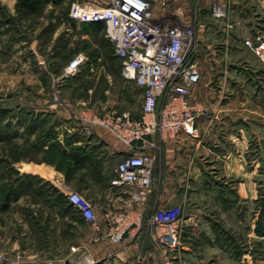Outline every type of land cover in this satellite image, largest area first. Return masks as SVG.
Here are the masks:
<instances>
[{
	"label": "rangeland",
	"instance_id": "rangeland-1",
	"mask_svg": "<svg viewBox=\"0 0 264 264\" xmlns=\"http://www.w3.org/2000/svg\"><path fill=\"white\" fill-rule=\"evenodd\" d=\"M73 1L105 2L45 0L39 12L26 14L17 0H0V109L7 111L0 120V187L31 184L6 208L0 197V264L67 258L72 246L91 238L95 227L65 204L57 187L68 184L87 200L82 192L108 186L100 161L102 129L86 135L75 116L106 111L136 116L141 105L140 89L123 76L103 31L69 17ZM77 55L84 57L79 70L62 76ZM259 144L252 139L245 157L246 168L255 172L254 197L234 191L238 179L224 183L205 176L195 184L187 205L197 210L199 224L205 222L209 240L200 259L184 264H264V138ZM76 154L90 161L73 167Z\"/></svg>",
	"mask_w": 264,
	"mask_h": 264
},
{
	"label": "crops",
	"instance_id": "crops-1",
	"mask_svg": "<svg viewBox=\"0 0 264 264\" xmlns=\"http://www.w3.org/2000/svg\"><path fill=\"white\" fill-rule=\"evenodd\" d=\"M224 1L200 0L195 59L200 78L188 95L194 108L195 134L151 137L158 147L151 149L153 184L145 199L139 198L134 189L114 184L116 167L112 172L110 165L126 148L101 130L105 156L100 161L109 182L102 192H82L95 211L98 225L91 238L87 236L78 245L97 259V264H162L169 258L184 264L200 259V248L209 237L205 222L199 224L194 219L197 210L187 201L195 184L205 176L224 183L238 179L234 191L241 198L254 197L255 172L246 168L245 157L252 139L261 144L264 138V63L243 45V39L255 35L264 39V0H229L230 28L210 18L209 5ZM193 3L181 2L185 23L190 22ZM154 11L158 13L156 5ZM101 30L104 33L103 25ZM139 116L140 108L134 117ZM164 206L182 208L185 225L178 253L165 255L148 223L154 210ZM116 224L124 234L112 240L108 230Z\"/></svg>",
	"mask_w": 264,
	"mask_h": 264
},
{
	"label": "built area",
	"instance_id": "built-area-1",
	"mask_svg": "<svg viewBox=\"0 0 264 264\" xmlns=\"http://www.w3.org/2000/svg\"><path fill=\"white\" fill-rule=\"evenodd\" d=\"M184 0H106L101 6H86L77 1L70 4L69 17L80 23H101L104 35L112 44L114 54L121 61L123 76L141 91L140 116L128 111H106L102 114L82 112L76 117L79 128L86 135L99 127L126 148L116 163L114 184L134 189L145 199L153 184L154 155L157 143L151 139L173 138L179 133L194 135V108L188 101L191 88L199 81L196 64L198 52L197 19L200 0L185 23ZM229 0L209 5L210 18L224 24L227 21ZM158 7L155 13L154 6ZM243 45L264 63V39L261 35L248 36ZM83 55L75 56L65 66L62 76H72L80 68ZM136 148V149H135ZM66 202L79 217L97 227L92 205L62 183L57 186ZM115 220V216H113ZM148 223L153 239L163 252L178 253L185 223L179 206H164L154 210ZM124 231L113 225L108 230L112 240ZM27 264H97L98 260L79 246H72L70 256L63 259L32 260ZM10 264H19L17 258ZM162 264H177L169 258Z\"/></svg>",
	"mask_w": 264,
	"mask_h": 264
},
{
	"label": "trees",
	"instance_id": "trees-1",
	"mask_svg": "<svg viewBox=\"0 0 264 264\" xmlns=\"http://www.w3.org/2000/svg\"><path fill=\"white\" fill-rule=\"evenodd\" d=\"M52 1L56 4H59L63 0H52ZM44 3H45V0H17V7L19 10H21L22 12H24L26 14H35V13L40 11V9L42 8ZM88 26L92 29H95V30H99V29L101 30L102 29L101 23H88ZM115 57L118 60H120L116 55H115ZM5 113H7L6 110L0 109V120H2L3 117H5ZM89 158H90L89 155L88 156H80V155L76 154V155L72 156L71 164L73 167H77V166H80L81 163H85L86 161H90ZM30 186H31V184H29V183H26L25 185H23V182H21V181H19L14 188H12L10 186L8 188L1 186L0 187V197H1L2 208H4V207L6 208L8 206V203L10 200L16 199L18 192H21L20 191L21 189H25V188L28 189V188H30ZM60 195L63 196V194H61V193H60ZM64 199H65V197H64ZM65 204L68 205L70 208H72L67 202Z\"/></svg>",
	"mask_w": 264,
	"mask_h": 264
}]
</instances>
